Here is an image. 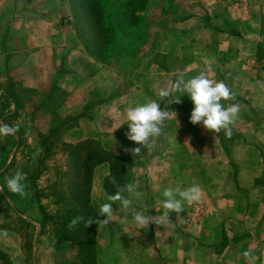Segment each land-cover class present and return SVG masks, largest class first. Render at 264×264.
<instances>
[{
    "label": "crops",
    "instance_id": "1",
    "mask_svg": "<svg viewBox=\"0 0 264 264\" xmlns=\"http://www.w3.org/2000/svg\"><path fill=\"white\" fill-rule=\"evenodd\" d=\"M186 1L181 8L171 5L167 15L153 12L148 42L123 72V64L98 62L78 43L67 3L0 0V83L12 72L33 92V106L23 114L40 118L34 129L64 126V144L123 159L127 171H117L127 179L117 186L133 183L141 193L138 199L122 193L132 200L129 209L117 201L112 221L96 224L94 264H264V0H197L193 10ZM201 72L229 87L234 98L222 100L225 107L240 106L230 137L191 124L187 94L179 104L170 99L181 93L159 96L180 73L190 79ZM43 98L45 110L38 106ZM151 100L169 118L162 134L133 157L123 150L140 147L126 138V109ZM26 137L34 144L32 134ZM111 168L103 160L91 172L88 203L97 219H104L100 204L117 191L105 190ZM192 184L200 186L202 199L185 203L183 221L170 213L167 227L135 225L137 212L161 214L165 188ZM5 206L0 233L7 236L0 234V250L12 264H82L75 244L60 240L50 225L43 229L37 219L28 220L35 226L29 258L20 232L3 226L11 211Z\"/></svg>",
    "mask_w": 264,
    "mask_h": 264
},
{
    "label": "trees",
    "instance_id": "2",
    "mask_svg": "<svg viewBox=\"0 0 264 264\" xmlns=\"http://www.w3.org/2000/svg\"><path fill=\"white\" fill-rule=\"evenodd\" d=\"M65 1L69 4L71 22L77 31L81 44L89 55L98 62L109 64L114 54L120 56L131 55V58L128 57V61H124L122 57V63L128 64L132 62L131 59L135 57L138 50L142 49L148 42L146 18L150 0H113V2L110 0ZM118 44H120V51L115 53ZM11 145H15L14 141ZM50 146H52V143H47L44 140L41 142V148L46 154L51 150ZM65 147L67 151L64 178L67 179V182L62 186L57 185L50 193L56 199L55 202L62 207L59 220L53 223V226L60 240L75 244L82 264H94L93 246L96 223L84 227V223L81 222L72 232H69L67 225L76 216H83L85 219L89 217L97 219V214L88 203L93 167L103 160H107L111 164L114 176L105 182V190L112 194L114 193L113 189L118 184L125 183L120 182L121 179H127L122 175L120 176L117 171L118 168H123V170L127 171L126 162L114 154H104L91 146H83L82 144L71 146L66 144ZM11 149L12 147L10 146L0 163V178L12 165L11 163L6 164L11 154ZM38 160L42 162L44 157H40ZM40 173L41 170H38L37 174L39 175ZM121 173L125 174L122 170ZM37 174H34V180H36ZM113 178L115 179V184L112 183ZM0 195L9 200L12 209L16 213V219L22 222L31 232L27 235L28 237L26 236L27 241L23 245V249L30 258L29 251L35 226L22 218L21 215L25 212L16 208L10 194L4 195L0 192ZM40 211L39 209V213ZM52 218V216L48 217L49 220H52ZM30 219L34 221L37 219L40 221L41 227L45 228L46 221L43 217L39 219V217L33 216ZM0 264H12L9 256L1 250Z\"/></svg>",
    "mask_w": 264,
    "mask_h": 264
},
{
    "label": "clouds",
    "instance_id": "3",
    "mask_svg": "<svg viewBox=\"0 0 264 264\" xmlns=\"http://www.w3.org/2000/svg\"><path fill=\"white\" fill-rule=\"evenodd\" d=\"M176 93H181L175 96V99H170L171 104H179L180 97L187 94L193 104L190 114V123L193 125L202 124L207 131L219 134L222 131L226 136H231V125L236 121L240 113L238 104H231L227 107L221 103L222 100L227 101L234 98L233 93L223 81H213L205 72L190 79H185L183 73H180L175 81L170 83L166 89H161L159 96L161 98H171ZM169 118L167 110H161L160 103L156 100H151L135 107L126 109V119L128 121V132L125 134L129 141L134 142L140 147L124 148L125 153H130L133 157L141 154V149L148 145L153 137H158L162 134V125ZM19 130L18 125H9L0 121V138L14 136ZM25 174L17 170L14 175L6 176L5 183L9 192L17 194L21 197L26 195L24 181ZM112 183L115 184L113 178ZM3 189L0 188V192ZM127 192L137 199L141 193L137 191L136 185L128 183L122 188L117 186V191L113 195L107 197L108 202L101 203L98 209V216L104 219L87 218L83 216L73 217L67 228L72 232L76 227L83 222L84 227H88L93 223L108 225L112 221L114 214L113 204L120 202L124 210L129 209L132 205V200L125 197L122 193ZM165 197L162 204L161 214L156 216L144 215L140 212L135 213L133 221L139 228L148 227L150 223L157 226H166L170 222V213H175L177 221H183L181 213L184 212L185 203L191 205L198 203L202 199V189L198 184L181 189L177 187L165 188L163 191ZM7 236V232L0 233ZM245 257H250L251 252H244Z\"/></svg>",
    "mask_w": 264,
    "mask_h": 264
},
{
    "label": "rangeland",
    "instance_id": "4",
    "mask_svg": "<svg viewBox=\"0 0 264 264\" xmlns=\"http://www.w3.org/2000/svg\"><path fill=\"white\" fill-rule=\"evenodd\" d=\"M61 1L67 3V1L65 0ZM110 1L113 2V0ZM196 1L197 0H187L186 4H188L190 9L193 10L198 3ZM149 3L150 4L147 11L148 16L146 18L147 22L151 19L153 12L155 13L159 11L167 15L172 6H174L175 8L177 3H179L177 4L179 8L184 6L185 0H150ZM67 5L69 7L68 3ZM164 17H166L167 19V16ZM69 22L72 30L75 33V37L78 43L81 44L77 31L71 22V12L69 14ZM119 48L120 44L117 45L115 53H118L120 51ZM140 51L141 48L135 54V57L131 59L132 66H134V62L138 60V54ZM122 57L124 61H128V59L131 58V55L120 56L118 54H114V57L110 60V63L115 61V63L117 62L123 64V72L129 71L130 66L127 65V63H122ZM11 73L12 72L3 74L4 81L2 82V84L0 83L4 88V94L2 97H0V121L9 125H18L19 130L14 136L0 138V163L2 162V159L4 158L8 148H10V146L12 147L11 154L8 157L6 163H11L12 165L0 178V188L3 189L1 193L4 195L10 194L12 196L16 208L25 212L22 215L20 214L22 218H24L25 220H31L30 217L33 216L41 217V219L43 217V219L46 221V225H50L54 229L53 223H56V221L58 222L62 207L59 203L55 202L56 199L53 198L50 193L54 190L55 187H57V185L62 186L67 182V179L64 178L66 174L65 159L67 149L65 147L66 144H64V142L62 141V134L65 128L64 126L61 127V125L58 126L57 124L56 127H51L45 132L34 129L37 119L40 121V118H36L34 113H30L28 115L23 114L25 107L29 108L33 106V104L31 103V101L34 100L33 92L24 88L22 86V83L17 80V78L9 75ZM42 100L43 101H41V104L37 105L41 107L42 110H45L49 107V104L46 106V99L43 98ZM50 102L53 105L56 104L51 100ZM28 133L32 134V139L34 138V144L27 143L28 138L26 137V135H28ZM43 140L47 141V143H52V146H50L51 150L48 154L44 153L43 149L41 148V142ZM13 141L15 143L14 146L11 145ZM40 157H44V160L42 162L38 160ZM17 170L22 171L26 176V179L24 181V184L26 186V195L23 197L9 192L5 183V177L14 175ZM38 170H41V173L39 175L37 174ZM34 174H37V177L35 178L36 180H34ZM5 202L10 206L11 211H9L10 219L4 222L3 226H10L13 230H18L21 236H23V244H26L25 242L27 241V235L31 232L29 229H27V227H25L22 222H19L16 219V213L12 209L11 203L6 197L3 198L2 195H0V218H3L4 216L5 219V216L8 212L5 206ZM50 207H53L52 213H49ZM39 209L41 210V215L39 213ZM49 216L53 217L52 220L48 219Z\"/></svg>",
    "mask_w": 264,
    "mask_h": 264
}]
</instances>
